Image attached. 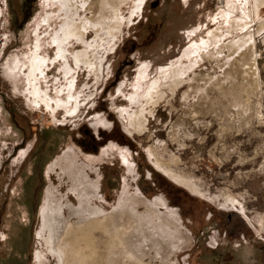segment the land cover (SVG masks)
<instances>
[{
	"label": "rangeland",
	"instance_id": "obj_1",
	"mask_svg": "<svg viewBox=\"0 0 264 264\" xmlns=\"http://www.w3.org/2000/svg\"><path fill=\"white\" fill-rule=\"evenodd\" d=\"M221 1L0 0V264H67L48 206L68 264H264V0Z\"/></svg>",
	"mask_w": 264,
	"mask_h": 264
},
{
	"label": "bare ground",
	"instance_id": "obj_2",
	"mask_svg": "<svg viewBox=\"0 0 264 264\" xmlns=\"http://www.w3.org/2000/svg\"><path fill=\"white\" fill-rule=\"evenodd\" d=\"M70 30L71 29H69L67 27L64 29V31H63L64 37H68L69 35L72 34ZM78 57H77V59H79ZM32 69H33V67H32ZM33 70H32V72H34ZM32 78H33V76H32ZM31 80H33V79H31ZM31 85H33V87H35L34 84H31ZM33 87H31L33 89V95H36L37 90H36V88H33ZM71 216H76L79 219V217L81 218L83 216V214H82V212L71 209L70 214L66 218L65 216L62 215L60 206H58L56 208L53 206L52 207L48 206V207H46L45 212L43 214L42 226H41V229L39 232L40 233L39 237L42 238V240L44 241L45 244H47L51 249L54 246L59 253L64 254L63 262L67 263V264L69 262L68 261V253H66V252H68L67 246L69 245V239H67V237L72 235L76 230V228L74 229V226H72L67 221V219L69 220V218ZM122 217H126L125 216V210H119V211L113 213L112 215H110L108 218L110 223H112V224L114 223L116 225L118 224L119 228L117 229L118 232H116L117 235H119L121 233V231L123 230V225L125 223H127V224L124 225V227H128V225H129V228H130L132 225V220H133L132 217H128L126 222H124L123 219H121ZM123 222H124V224H123ZM170 225H171V228H173V224L171 223ZM121 237H123V235ZM127 238H128V236H127ZM128 240H129V238H128Z\"/></svg>",
	"mask_w": 264,
	"mask_h": 264
},
{
	"label": "built area",
	"instance_id": "obj_3",
	"mask_svg": "<svg viewBox=\"0 0 264 264\" xmlns=\"http://www.w3.org/2000/svg\"><path fill=\"white\" fill-rule=\"evenodd\" d=\"M222 1H223V0H222ZM222 1H221V2H222Z\"/></svg>",
	"mask_w": 264,
	"mask_h": 264
}]
</instances>
